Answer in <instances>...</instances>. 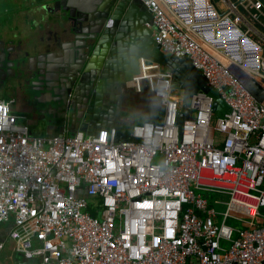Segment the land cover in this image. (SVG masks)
Listing matches in <instances>:
<instances>
[{"label":"built area","instance_id":"obj_1","mask_svg":"<svg viewBox=\"0 0 264 264\" xmlns=\"http://www.w3.org/2000/svg\"><path fill=\"white\" fill-rule=\"evenodd\" d=\"M140 1L154 41L190 60L227 112L197 91L182 116L167 74L153 83L161 119L135 124L129 140L118 128L36 136L1 101L0 224L13 220L17 252L38 264H264V105L230 69L264 80V33L249 26L264 27V4ZM196 191L229 195L222 222Z\"/></svg>","mask_w":264,"mask_h":264},{"label":"water","instance_id":"obj_2","mask_svg":"<svg viewBox=\"0 0 264 264\" xmlns=\"http://www.w3.org/2000/svg\"><path fill=\"white\" fill-rule=\"evenodd\" d=\"M52 2L54 7H63L53 40L37 42L30 36L15 43L0 39V88L22 92L30 106L41 105L40 112L48 115L49 125L58 133L80 131L89 136L103 128H118L119 139H131L123 131L120 94L106 96L104 83L120 69L118 88H125L138 73L140 58L172 74L173 88L184 93L182 116L190 113L187 105L197 91L214 97V114L227 112L190 60L168 56L154 41L152 14L140 0ZM25 260L38 264L36 259Z\"/></svg>","mask_w":264,"mask_h":264},{"label":"crops","instance_id":"obj_3","mask_svg":"<svg viewBox=\"0 0 264 264\" xmlns=\"http://www.w3.org/2000/svg\"><path fill=\"white\" fill-rule=\"evenodd\" d=\"M52 1L54 0H0V39L6 41L14 40L15 43L24 42L30 36H33L37 42L48 43V40H53L58 32L56 29L57 19L63 13V7L60 5L54 7ZM218 9L221 12L227 11H222L219 7ZM239 12L242 15H246L241 10ZM233 19L239 23L240 19H236L235 16ZM249 26H252L257 33H264V30L257 28L253 22H250ZM242 28L244 31L247 30L245 26H242ZM253 36L255 38V35ZM125 66V62H123V68ZM231 68L237 70L236 68ZM161 74L172 75L160 64L140 58L139 71L131 82L127 83V85L124 84L125 88H118L121 76L120 69L114 71L115 77L110 75L106 80V83H104L105 95L113 96L119 93L122 99L120 110L122 112L121 121L124 126H131L132 122L140 124L161 119L162 109L159 106L160 101L153 93L154 80ZM247 75L250 77L249 74ZM239 77L247 82L249 86L253 85L249 77ZM257 94L263 98L262 102L264 105V89L257 90ZM175 96L183 100V97ZM106 100L109 101L108 97ZM1 101L13 102L11 105L13 113L19 117L20 123L28 125L34 135L50 137L60 134L56 128L49 125L48 115L40 112L42 106L28 105L22 92L0 88ZM40 121L43 122L40 124ZM13 229H15L13 220L3 225L0 224V264H15L16 260H22L16 250V243L10 239V232ZM33 245L37 247L40 246V243L34 241ZM36 260L38 262V259ZM20 264L36 263H30L23 258Z\"/></svg>","mask_w":264,"mask_h":264},{"label":"rangeland","instance_id":"obj_4","mask_svg":"<svg viewBox=\"0 0 264 264\" xmlns=\"http://www.w3.org/2000/svg\"><path fill=\"white\" fill-rule=\"evenodd\" d=\"M214 1L222 11L227 10V5L224 3V0H214ZM239 10H241V12L246 14L248 19H251V17L247 14L248 12H246L243 9V7H239ZM251 12L255 13L256 11L253 8H251ZM233 18H234V16H233ZM261 21L264 23V17L261 18ZM256 27L259 28L260 30H264V27L258 23H256ZM234 73H236L237 75H239L241 77H245V78L248 77L247 73H244V72L234 70ZM259 80L260 79H258V81H256V82H261ZM261 84H262L261 86L264 87V82H261ZM174 94L179 96V97H184V93L181 90H174ZM42 122L43 121H40L39 123L41 124ZM132 129H133V126H127L126 125L123 127L124 133H130L132 131ZM196 193H200L207 200L208 205L212 206L219 213V215L217 216V221L222 222L223 216H221L220 213H222L224 210L227 209L226 206H228V205L226 204V202L229 200V195L225 194V193L212 192V191H196ZM231 215L238 216V217L245 219V220L251 219L250 214L246 211H239L236 209H232ZM255 222L258 223L260 221L258 219H255ZM226 223L228 225L233 226L236 229H242V228L249 227L248 224L242 223V221H238L237 219H235L233 217H229L226 220ZM223 245L228 246V243L223 242Z\"/></svg>","mask_w":264,"mask_h":264},{"label":"trees","instance_id":"obj_5","mask_svg":"<svg viewBox=\"0 0 264 264\" xmlns=\"http://www.w3.org/2000/svg\"><path fill=\"white\" fill-rule=\"evenodd\" d=\"M230 69L234 73V69H232V68H230ZM237 71H239V70H237ZM234 75L248 89V91L252 93V95L258 100V102L263 104V102H262L263 98L257 94V90L264 89V87L261 86L262 85L261 82H264V81L259 80L261 82H256V81H258V79L255 76H252L249 74L250 75V77L248 76L250 78L249 80L253 84L252 86H249V84H247V82H245L244 80L240 79V77L236 73H234Z\"/></svg>","mask_w":264,"mask_h":264},{"label":"flooded vegetation","instance_id":"obj_6","mask_svg":"<svg viewBox=\"0 0 264 264\" xmlns=\"http://www.w3.org/2000/svg\"><path fill=\"white\" fill-rule=\"evenodd\" d=\"M22 94H23V93H22ZM23 96H24V100H25L26 96H25L24 94H23ZM114 103L117 104L116 101H114ZM121 105H122V101H121ZM121 105H120V106H121Z\"/></svg>","mask_w":264,"mask_h":264}]
</instances>
